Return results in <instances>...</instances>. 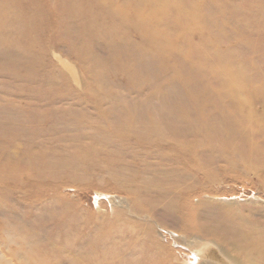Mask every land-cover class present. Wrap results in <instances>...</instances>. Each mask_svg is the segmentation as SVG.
Listing matches in <instances>:
<instances>
[{
    "label": "rangeland",
    "instance_id": "rangeland-1",
    "mask_svg": "<svg viewBox=\"0 0 264 264\" xmlns=\"http://www.w3.org/2000/svg\"><path fill=\"white\" fill-rule=\"evenodd\" d=\"M205 241L264 264V0H0V250L202 264Z\"/></svg>",
    "mask_w": 264,
    "mask_h": 264
},
{
    "label": "bare ground",
    "instance_id": "bare-ground-1",
    "mask_svg": "<svg viewBox=\"0 0 264 264\" xmlns=\"http://www.w3.org/2000/svg\"><path fill=\"white\" fill-rule=\"evenodd\" d=\"M56 58L58 59L60 64L63 65L65 67V69H67L70 72V74L72 75V78L76 82H80L78 71H77L76 67L74 66V64L72 62H70L68 59L63 58L60 55H56ZM258 237L259 236H257V235L256 236H250L249 231H246V229H234V228H230L228 230V232L222 236V238L224 240H228V239L234 240V243H233L234 247L239 251L240 250L245 251L246 248H249V247L254 248L255 247V249H257V252L261 253L262 250H261L260 246L257 245L258 243L256 244V241H255V239ZM199 245L200 246L196 249L192 248V252L194 251L193 252V255L195 256L194 258L197 259L196 262H204L202 264H239L235 260H233V258L226 255L221 250V248L213 242L205 241L203 243L201 242V244H199ZM234 256H236V255H234ZM250 259H251V257H250ZM0 264H14V260L7 258L6 255L0 250ZM196 264H201V263H196Z\"/></svg>",
    "mask_w": 264,
    "mask_h": 264
}]
</instances>
